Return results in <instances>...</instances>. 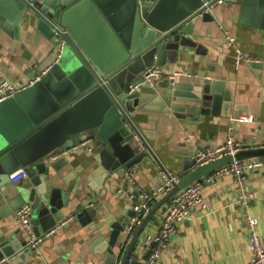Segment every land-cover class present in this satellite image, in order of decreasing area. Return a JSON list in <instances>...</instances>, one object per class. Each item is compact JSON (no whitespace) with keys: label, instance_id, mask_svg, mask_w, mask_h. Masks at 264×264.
I'll use <instances>...</instances> for the list:
<instances>
[{"label":"water","instance_id":"1","mask_svg":"<svg viewBox=\"0 0 264 264\" xmlns=\"http://www.w3.org/2000/svg\"><path fill=\"white\" fill-rule=\"evenodd\" d=\"M218 1L37 0L31 4L29 0H0V35L18 41L19 30L25 25L56 45L57 51L64 41L60 59L38 82L0 101V264H26L37 250L29 246L24 232L6 231L5 220L20 207H31L36 237L67 219L64 209L73 201V189L64 192L57 188L60 180L52 171L60 172L64 162L68 163L66 157L52 159L57 151L87 137L95 138L96 154L89 176L97 179L90 187L98 197L106 186L111 189L115 176L124 178L126 171L142 163H152L154 171L172 178L147 140L144 124L149 121H142L138 111L172 112L190 125L198 121L196 116L223 115L226 107L227 117L232 116L231 94L222 81L202 76L187 83L177 77L148 85L142 76L150 67H170L182 49L206 55L201 53L205 48L196 43L201 36L194 33L201 22L216 21L212 12L204 13L201 7L205 2L216 7ZM239 1L241 21L264 28V0H223L229 4ZM258 157H264V146L244 149L201 167L187 157L179 181L152 206L128 243L126 230L136 215L133 204L139 201V192H131L132 199L126 195L128 204L116 211L118 215L114 213L97 239L102 253L110 254L113 264L120 259L121 264H137L132 256L142 233L179 191L234 160ZM19 170H24L26 177L11 189L10 175ZM162 182L161 178L159 184ZM84 188L80 191L86 199ZM98 199L82 202L78 208L74 201L70 207L75 211L73 218L83 227L100 217ZM61 263L56 260L51 264Z\"/></svg>","mask_w":264,"mask_h":264},{"label":"crops","instance_id":"2","mask_svg":"<svg viewBox=\"0 0 264 264\" xmlns=\"http://www.w3.org/2000/svg\"><path fill=\"white\" fill-rule=\"evenodd\" d=\"M241 8L240 1L216 6L212 12L216 21L201 22L194 33L201 36L196 40L205 48L201 53L207 54L199 55L182 49L176 62L169 67L183 72L180 78L187 83L197 82L202 76L222 81L231 94L232 116L227 117L229 107H226L223 115L196 116L198 121L190 125L186 120L176 118L172 112L162 115L138 111L142 121H149L144 124L148 142L174 176L179 177L185 159H192L196 150L218 146L230 135L252 147L264 146V65L242 64L237 68L234 49L225 39L226 33L231 34L245 55L264 62V28L251 25L249 21L242 22ZM19 36L17 41L0 35V80L24 83L52 66L56 60V45L37 31L24 25ZM240 116H250L252 121L239 123L236 118ZM95 154L96 151L71 154L66 157L68 163L64 162L60 172L52 171L60 180L57 188L64 192L73 189V201L68 209H64L68 217L61 223V229L43 235L34 256L26 264H51L56 260H62L61 264L114 263L110 254L105 255L101 251V243L97 241L101 232L107 228L114 213L128 204V200H124L126 195L129 197L134 190L150 194L165 177L161 171H154L152 163H142L141 167L129 170L134 173L137 186L115 176L111 189L106 186L96 197L90 185H94L97 179L89 176V165ZM77 169L80 171L75 172ZM245 183L255 196L250 211L259 219V233L264 243V170L248 174ZM17 184L8 187L13 189ZM84 186L88 195L86 199L80 191ZM203 194L207 208L195 210L178 226L174 239L162 253V264H247L251 259L249 232L243 216L245 208L238 203L240 191L234 178L223 176L218 182L205 186ZM95 198L100 200V217H95L91 225L83 227L73 218L75 211L70 207L74 201L78 208L82 202L92 203ZM160 222L161 210L153 216L145 232L156 230ZM5 225L8 233L24 232L15 212L5 220ZM104 234L108 238L109 231ZM141 255L137 247L132 259L140 264Z\"/></svg>","mask_w":264,"mask_h":264},{"label":"built area","instance_id":"3","mask_svg":"<svg viewBox=\"0 0 264 264\" xmlns=\"http://www.w3.org/2000/svg\"><path fill=\"white\" fill-rule=\"evenodd\" d=\"M31 4H34L37 0H29ZM42 1V0H38ZM219 4L223 3V0L217 2ZM204 9V13H211L215 8V4L209 5L208 2L201 7ZM226 42L230 45L235 52L234 64L238 68L242 64H252L264 62L257 60L256 58L248 57L242 50L238 47L235 38L226 33ZM64 41L60 43V48L57 51L56 60L60 59L61 51L63 50ZM50 67L42 70L40 73H36L33 78L28 79L24 83H15L8 79L0 80V101L6 100L14 96L18 91L28 88L34 85L41 79V76ZM183 72L178 70H171L169 67L164 66H154L147 68L143 72V82L152 85L155 81L161 80L163 78L175 79L180 77ZM239 123L251 122L250 116H240L236 118ZM233 127V126H232ZM257 147V146H255ZM261 147V146H258ZM254 148L250 145L243 144L236 140L233 135H230L227 140L215 147L201 148L196 150L193 155V159L196 161L197 167L204 166L210 162H214L228 155H234L237 152ZM96 150V140L95 138L87 137L83 139L80 143H77L70 148L61 149L57 151L53 160L60 158H65L71 154L78 152L94 153ZM264 170V157H258L247 160H234L231 164L226 165L210 175L195 181L186 188L179 191L169 202H167L161 209V222L160 225L154 231L143 232L138 246L142 252L140 257V264H162L161 256L163 251L169 246V244L174 239L178 226L186 221L192 213L197 210H205L207 208V202L204 198V188L207 185H212L218 182L223 176L231 175L237 185L239 186V199L238 203L245 208L243 213L244 220L249 232V242L248 247L251 253V259L247 264H264V243L261 239L259 233V219L254 216L250 211V204L255 198L254 193L247 189L246 179L247 175L253 172ZM26 177L24 170H19L10 175V183L17 184L23 178ZM125 180L133 185L137 186L135 175L131 171H126L124 174ZM179 181L178 176L172 175V178L165 177L163 182L157 185L153 190L152 194H146L139 192V201L133 204L134 211L136 215L131 219L126 230V243L129 242L137 227L140 225L144 217L151 210L152 206L156 204L165 194H167L173 187V183ZM134 196L131 194L129 199ZM15 217L18 220L22 230L29 237V246L33 249H37L42 241V237H36L32 225V209L28 205L20 207L15 212ZM66 221V220H65ZM63 223V222H62ZM61 225V224H60ZM58 225L52 229L47 235L53 234L61 229ZM132 260V259H131ZM120 261V262H119ZM116 264H121V260H118Z\"/></svg>","mask_w":264,"mask_h":264},{"label":"rangeland","instance_id":"4","mask_svg":"<svg viewBox=\"0 0 264 264\" xmlns=\"http://www.w3.org/2000/svg\"><path fill=\"white\" fill-rule=\"evenodd\" d=\"M62 58H63V61H65V59H66V54L65 53L63 54Z\"/></svg>","mask_w":264,"mask_h":264}]
</instances>
